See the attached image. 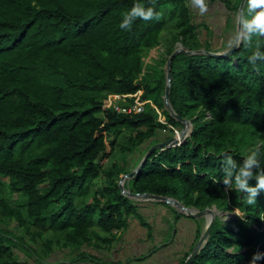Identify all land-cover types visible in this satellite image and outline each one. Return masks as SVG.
<instances>
[{
  "label": "trees",
  "instance_id": "1",
  "mask_svg": "<svg viewBox=\"0 0 264 264\" xmlns=\"http://www.w3.org/2000/svg\"><path fill=\"white\" fill-rule=\"evenodd\" d=\"M133 2L0 0V264H66L53 260L58 251L113 242L137 210L119 188L122 175L163 132L167 139L181 127L164 108L167 60L179 44L212 49L199 41L186 0H155L159 18L119 28ZM252 50L241 43L228 57L173 58L171 104L193 132L153 152L128 181L132 192L238 211L228 221L216 217L192 264H247L264 251V191L245 205L235 186L225 191L219 181L226 151L239 160L264 140V63L257 70L247 62ZM139 92L140 113L106 107L110 95L131 105Z\"/></svg>",
  "mask_w": 264,
  "mask_h": 264
},
{
  "label": "crops",
  "instance_id": "2",
  "mask_svg": "<svg viewBox=\"0 0 264 264\" xmlns=\"http://www.w3.org/2000/svg\"><path fill=\"white\" fill-rule=\"evenodd\" d=\"M186 2L198 26L199 41L213 52L229 49V39L237 34L241 0H208L209 8L204 14L192 0ZM162 50H152L149 57H157ZM134 202L136 213L129 216L125 229L114 232L113 242L84 246L76 253L58 251L53 260L66 264H184L200 231L202 234L205 229L202 218H191L179 207L162 201Z\"/></svg>",
  "mask_w": 264,
  "mask_h": 264
},
{
  "label": "clouds",
  "instance_id": "3",
  "mask_svg": "<svg viewBox=\"0 0 264 264\" xmlns=\"http://www.w3.org/2000/svg\"><path fill=\"white\" fill-rule=\"evenodd\" d=\"M154 2L155 0L151 3L146 0H134L130 8L121 12L119 28L130 29L137 18L145 21L159 18L162 13L153 7ZM192 4L200 14L206 13L209 8L208 0H192ZM244 6L246 11L241 16V32L230 38L228 43L229 46H240L241 43L246 48L251 46L253 50L247 56V62L259 70V65L264 63V42L259 39L264 36V0H244ZM260 144H264V140L239 160L233 151H226L221 158L222 174L219 181H222L225 191L235 186V189L243 194L245 205H256L258 195L264 191V151L261 150ZM253 178L255 184L250 183ZM261 260H264V251H256L247 264H258Z\"/></svg>",
  "mask_w": 264,
  "mask_h": 264
},
{
  "label": "water",
  "instance_id": "4",
  "mask_svg": "<svg viewBox=\"0 0 264 264\" xmlns=\"http://www.w3.org/2000/svg\"><path fill=\"white\" fill-rule=\"evenodd\" d=\"M244 9H245L244 0H241L240 6L238 9V13H237V34H239L241 32V16L244 15ZM242 39H243V37L241 36V40ZM238 48H239V46H231L227 50H224L221 52H213V51H208L206 49L187 50L182 45L179 44V47L168 58L166 66H165V68H166V87H165V95H164V108L169 113L170 116H172L174 119H176L177 121H179L181 123L182 130H181V132L176 133L173 136L153 145L147 151V153L144 155V158L142 159L139 166L136 169H134L132 172L122 175V177L119 181V188H120L122 194L124 196H126L127 198H131V199H134V200H137L140 202H143V201H162V202H165L167 204H173V205L179 207L182 211L185 212V214H187L191 218H201V217H205L207 215L212 216V220H210L208 222L207 226L205 227L200 238L198 239V241L194 245L191 253L187 257L184 264H192L194 262V260L196 259V257L200 254L202 248L205 246V244H206V242H207V240L211 234L213 224L215 221V208H206L205 210H199L197 208L185 206L182 202H180L178 199H176L174 197L163 196V195L153 194V193H149V192H146V193L132 192V191H130V189L127 188L126 182H127V180H131L132 178H134L141 171L143 165L150 158V156L153 154V152H155L157 150H164V149H167L170 147H175V146L181 145V144H183V142H185V140L189 136H191V134L193 132V124L191 123V121L188 120L187 118H184L181 115H179L175 111V109L173 108V106L171 104V100H170V98H171V87H172L171 71H172L173 58L181 52H183L187 55L206 54V55L212 56V57H228L231 54H233ZM187 129H189V133H187ZM179 136L181 138H179ZM184 209H186L187 211H185ZM191 209L195 210V212H192Z\"/></svg>",
  "mask_w": 264,
  "mask_h": 264
},
{
  "label": "rangeland",
  "instance_id": "5",
  "mask_svg": "<svg viewBox=\"0 0 264 264\" xmlns=\"http://www.w3.org/2000/svg\"><path fill=\"white\" fill-rule=\"evenodd\" d=\"M158 55L159 54H157V57H158ZM153 58H156V57H147L146 59H145V61L148 63H151L152 62V59ZM165 70H166V68H164ZM142 94V92H139L137 95H141ZM137 99V98H136ZM123 100V99H122ZM123 101H125V100H123ZM112 102L113 103H117V104H122L121 102V99H119V98H114L113 100H112ZM135 102H137V100L135 101ZM162 113V111L160 110V113L159 114H161ZM164 119V118H163ZM177 130V132H181V130H182V125H181V127H179V128H177L176 129ZM175 131V130H174ZM176 131H175V134L177 133ZM166 134L167 133H165V132H163L161 135H160V139L161 140H164L165 139V137H166ZM187 140V139H186ZM185 140V141H186ZM116 159H119V156H113L111 159H109L108 160V162H107V160H106V166H109L110 164H111V162L112 161H114V160H116ZM128 181L129 180H127V182H126V186H127V188L129 189V186H128ZM130 200H132V201H136L137 202V200H134V199H131V198H129ZM181 202V201H180ZM192 208H194V207H192ZM182 211V210H181ZM195 211V210H194ZM184 212V211H183ZM237 215H240L239 213H238V211H235V213L234 212H220V211H218L217 209H215V219H216V217H219V218H222L223 220H226V221H228V220H231V219H233V218H235ZM202 219V224H203V227L205 228L206 226H207V224H208V222L210 221V220H212V216H210V215H208V216H205V217H201ZM198 241V240H197ZM21 257H22V259L24 260V261H27V262H29V263H33V260L31 259V258H29L28 256H26V254L24 253V252H22V251H18L17 252Z\"/></svg>",
  "mask_w": 264,
  "mask_h": 264
},
{
  "label": "built area",
  "instance_id": "6",
  "mask_svg": "<svg viewBox=\"0 0 264 264\" xmlns=\"http://www.w3.org/2000/svg\"><path fill=\"white\" fill-rule=\"evenodd\" d=\"M136 96V100L137 102H134L133 104L131 105H124V104H117V103H113L112 100L114 98H119V99H123L125 98L126 96H120V95H110L109 98H108V101H107V104H106V107H113L115 109V111L117 113H124V114H133V113H140L144 110V104L146 102H141L140 101V95H134ZM135 100V101H136ZM155 108L157 109V111L160 113V110H158V108L155 106ZM161 115V114H160ZM160 121L165 123V120L161 117L160 118ZM173 128V127H172ZM176 132L177 130L175 128H173ZM179 133V132H177ZM257 251H262L260 249H258Z\"/></svg>",
  "mask_w": 264,
  "mask_h": 264
},
{
  "label": "bare ground",
  "instance_id": "7",
  "mask_svg": "<svg viewBox=\"0 0 264 264\" xmlns=\"http://www.w3.org/2000/svg\"><path fill=\"white\" fill-rule=\"evenodd\" d=\"M187 133H189V129H187ZM179 138H181L180 136H179ZM185 211H187L186 209H184ZM191 211L192 212H195V211H193L192 209H191ZM208 216V215H207Z\"/></svg>",
  "mask_w": 264,
  "mask_h": 264
}]
</instances>
